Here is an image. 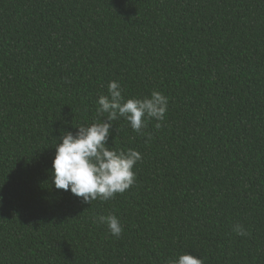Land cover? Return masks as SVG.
I'll list each match as a JSON object with an SVG mask.
<instances>
[{
	"label": "trees",
	"instance_id": "1",
	"mask_svg": "<svg viewBox=\"0 0 264 264\" xmlns=\"http://www.w3.org/2000/svg\"><path fill=\"white\" fill-rule=\"evenodd\" d=\"M113 80L168 108L145 135L113 121L108 146L142 155L136 182L89 205L54 188L51 164L65 131L104 119ZM182 253L264 264V0H0V264Z\"/></svg>",
	"mask_w": 264,
	"mask_h": 264
},
{
	"label": "clouds",
	"instance_id": "2",
	"mask_svg": "<svg viewBox=\"0 0 264 264\" xmlns=\"http://www.w3.org/2000/svg\"><path fill=\"white\" fill-rule=\"evenodd\" d=\"M107 93L97 100V114L104 119L75 127V134L65 131L55 146L50 170L55 189L70 191L89 205L97 199H112L136 182L133 168L142 155L134 149L114 150L108 146L113 121L123 118L134 132L145 135L142 129L147 127L146 121H163L168 108V98L156 90L141 98H125L120 83L113 80L107 84ZM156 127L159 128L160 124L157 123ZM148 139H151L150 134ZM95 220L106 225L112 236L119 237L123 231L115 215H99ZM233 230L239 236L249 234L240 224H236ZM166 264H204V261L190 253H182Z\"/></svg>",
	"mask_w": 264,
	"mask_h": 264
}]
</instances>
